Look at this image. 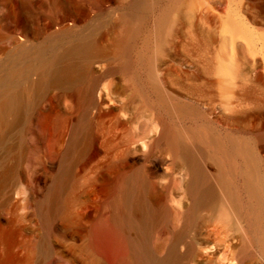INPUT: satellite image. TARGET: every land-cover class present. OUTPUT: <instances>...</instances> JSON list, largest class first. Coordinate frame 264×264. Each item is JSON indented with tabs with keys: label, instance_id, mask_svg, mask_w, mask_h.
<instances>
[{
	"label": "bare ground",
	"instance_id": "6f19581e",
	"mask_svg": "<svg viewBox=\"0 0 264 264\" xmlns=\"http://www.w3.org/2000/svg\"><path fill=\"white\" fill-rule=\"evenodd\" d=\"M263 3L0 0V264H264Z\"/></svg>",
	"mask_w": 264,
	"mask_h": 264
},
{
	"label": "rangeland",
	"instance_id": "374dc122",
	"mask_svg": "<svg viewBox=\"0 0 264 264\" xmlns=\"http://www.w3.org/2000/svg\"><path fill=\"white\" fill-rule=\"evenodd\" d=\"M263 1L264 0H262V3H263ZM226 3V2H225ZM225 3H223V4H225ZM221 5L222 7H220L221 9L223 8V10H221V12L223 13V14H225L223 11H225V8H224V5ZM235 4V3H234ZM227 5V4H226ZM225 5V7H227L228 8V6H226ZM234 6H236V4L234 5ZM263 7H264V3H263ZM262 10H264V8L262 9ZM261 14H262V16H261ZM222 16V15H221ZM224 16V15H223ZM254 18H255V20H254ZM262 20V21H261ZM264 11L262 12V13H260V15L259 14H257L256 16H254V17H252L251 19H250V24H251V28H252V31L256 34L257 33V35H259L260 36V39H259V41H258V43H257V45H256V48L255 49H253L254 47H253V45H251L253 48H252V50L251 49H249V48H247V44L245 45V51H244V53L246 52V56L248 55H250L251 56V58H252V55L251 54H254V58L256 59V60H258L259 62L261 61V62H263L262 61V58H258L257 59V57H260V55H262V53L261 52H259L260 50H259V46H261V44H263L264 43V39L262 40V37L264 36ZM253 22V23H252ZM255 22V23H254ZM218 25H221L220 23H218ZM263 34V35H262ZM264 38V37H263ZM236 40H238L239 42H242V45H243V47H244V44L246 43V40H244V39H242V37H240L239 35L237 36V38H236ZM248 45H250V43L248 44ZM264 45V44H263ZM249 49V50H248ZM259 50V51H258ZM259 52V53H258ZM255 55H256V57H255ZM262 57H263V55H262ZM250 58V57H249ZM260 62V65H259V69L262 71V69H263V66H261V65H263L262 63ZM254 135V136H253ZM253 135H251L250 136V141L251 142H253V144L256 146V144L258 143V144H264L263 142H264V136H258V135H255V134H253ZM257 137H259V138H257ZM262 137V138H261ZM260 138L262 139L261 141H259L260 140ZM255 141H257L256 143H255ZM263 141V142H262ZM257 144V146H259ZM256 261H257V256L256 255H253L251 258H250V260H248V262H247V264H255L256 263Z\"/></svg>",
	"mask_w": 264,
	"mask_h": 264
}]
</instances>
